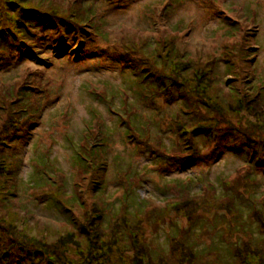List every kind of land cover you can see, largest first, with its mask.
Returning a JSON list of instances; mask_svg holds the SVG:
<instances>
[{
    "label": "rangeland",
    "instance_id": "rangeland-1",
    "mask_svg": "<svg viewBox=\"0 0 264 264\" xmlns=\"http://www.w3.org/2000/svg\"><path fill=\"white\" fill-rule=\"evenodd\" d=\"M62 1L0 0V38L17 34L11 6L64 18L72 0ZM76 2L92 6L103 22L85 29L89 40L80 49H87L78 59H60L43 45L51 43L46 35L37 45L17 36L16 48L0 40L9 49L0 61V132L12 134L13 112L31 119L20 125L16 147L0 140V157L15 168L8 177V165H0V264H65L68 255L70 264H91L89 250L86 259L77 255L91 249L88 238L111 248L113 264L117 250L131 256L140 242L153 261L162 257L153 264H185L171 252L176 237L193 249L195 264H234L233 249L243 241L264 251V0ZM167 45L178 52L175 60L183 55L192 65L156 66L151 49ZM147 60L156 67L153 79L195 78L197 68L210 99L218 96L213 112L194 105L196 121L184 126L173 94L136 97L134 73L150 72L141 67ZM100 82L115 98L92 91L103 92ZM243 93L244 113L234 105ZM132 114L139 131L153 121L142 136L135 129L127 138L120 126ZM193 128L209 134L192 138ZM84 143L88 152L77 156L93 159L88 171L76 169L75 150Z\"/></svg>",
    "mask_w": 264,
    "mask_h": 264
},
{
    "label": "trees",
    "instance_id": "trees-1",
    "mask_svg": "<svg viewBox=\"0 0 264 264\" xmlns=\"http://www.w3.org/2000/svg\"><path fill=\"white\" fill-rule=\"evenodd\" d=\"M45 1L54 2V0H45ZM65 4L67 5L66 9L69 10V15L64 16V18L57 16L51 10H48L49 11L48 12L45 8H44V10H42L43 12L37 11L35 13H31L28 10H24V9L22 10L21 7L17 8V6H14V7L11 6L10 7L11 13H13V15H17L15 18L16 23H14V25L17 24V28H16L17 34H16V36H14L12 34V31H11L8 34L3 35L2 39L0 38V40L2 41V43H4L5 47L8 45V47L11 48L15 45L14 47L16 48L19 46V40H18L17 36H19L21 39L27 40L30 45H37L38 41H41L42 39H44V37L47 36V38L51 41V43L47 42L45 40V43L43 45L50 47L51 52L55 53V55H58L60 57V59H64L67 62H69V60H73L74 57H76V59H78L77 57L79 55L81 56V52H84L87 49L84 47H82V49H80L82 45H85L83 43H85L86 41L89 40L86 37L85 29L89 30V28L93 27V24L95 26H97V25L102 26L103 22L100 21V15L97 12L92 11V6H90V5H85V6L84 5L83 6L77 5L78 3L76 2V0H72V2H66ZM41 15L43 17H47L49 19L42 18ZM46 24H49L50 26H52V28L49 29V31H50L49 33H47L45 31V30H47ZM0 27H1V24H0ZM52 36H54L53 41H52ZM85 37H86V39H85ZM5 38H6V40H5ZM27 41H26V43H27ZM1 45L2 44H0V61L7 58V54H8L7 51L9 50L8 48H3ZM20 46H21V44H20ZM151 47L152 46H148V48H151ZM164 48L166 50L165 53L166 52H168V53L164 56L163 59H161V57H159L160 56L159 53H162ZM151 50L153 52L149 53L148 56L154 60L153 62H154V64H156V66H157V64H159V66H161L163 69H166L167 66H169V65H170V68H174V66H176L178 69H180L181 67H183V69H186L191 64V63H188L187 60H184L186 58H184L183 55L181 57H179L178 59H176L177 60V62H176L175 57L177 56L178 52L176 50H172L171 45H169V46L168 45L167 46H157ZM178 62H180V63H178ZM154 64L152 62H149V60H147V62L144 63L143 65H141V67L149 69L150 72H148V70H146V69L140 68V70L138 72L134 73V77H135L134 79L136 81V84H134L132 86V89L135 92L136 97L139 98V96H142L144 101H147L148 99L152 100L154 97L158 98V94L160 92H162V96H166V97H169V94H173L171 97H173L174 100H180L181 101L180 102V104H181L180 115L177 114V116L180 118L179 121H182V123H185L184 126L190 124L189 123L190 121H193V122L196 121V118H197L196 113H193V108L195 107L194 105L198 106V110L200 109L199 107L201 106L203 109L208 108L209 113L213 112L210 110L211 108H209L214 103V101L212 102L211 99H215L216 97L218 98V96L210 99V97L207 94V85H204V86L202 85V81L199 78V77H202V74H197V72H198L197 68L193 72V74L195 75V78L190 77L191 76L190 75L183 80H181V78L179 76H173L174 79L171 77L172 80H170L169 78H166V77H163L161 79L160 78L159 79H153L150 74L152 73V69L156 68ZM187 64H188V66H187ZM151 65H152V67H150ZM202 73H204V71H202ZM196 77H198L199 80L194 81V79H196ZM175 79H179L180 81L177 82ZM182 82L184 83L183 85H182ZM186 85H188L190 87V89L184 88ZM99 86L101 87V90L103 92L99 93L97 88H94L92 91L94 93H98L99 95H101L102 99H105L107 97V96H104L105 93H107V92H108V95L110 96L109 98H115V96H113V94L110 92V90L113 91L111 87L109 90L108 87H106L103 82H100ZM132 89H131V91H132ZM140 89L142 90V93H143L142 95H141ZM145 93H147V95H145ZM196 95H198V96H196ZM245 97H246V95L244 93L240 94L239 98L236 100L237 102L234 104V105H237L236 109L238 107L241 108L239 111L242 113H244V111L246 110L243 108V106H244L243 103H244V100L246 99ZM121 98H122L121 99L122 104L124 105L127 102L126 96L124 98L123 97H121ZM100 99H101V97H100ZM112 103H113V100L111 101V104ZM30 107H31V105H30ZM230 109L233 110V105L231 106ZM21 112L26 113V111H24L23 109L21 110ZM13 115L16 116L17 118H21L23 116H26L27 118L20 121V120L15 119ZM13 115H11L9 117L8 126L12 125V127L15 129L13 130L12 134H9L8 133L9 131H7L5 128L4 131L0 132V140H2L3 143H10V145H12V147H16L17 146L16 142L18 140H20V138H21L20 133H21V131H23L25 129V127H22L20 129H19V127H20V125L25 124L24 122H27L30 119L29 118L30 115L20 114L18 112H13ZM134 116H136V115L132 114L131 116H127L128 118H132V119L122 120V122H121L120 127L122 128L124 135L127 138L130 137L131 130H135V129L138 130L136 125L138 124L139 121L137 123L134 122V124H135L134 127L131 126L132 122L134 121L133 120ZM92 117L94 118V121H93V125H94L95 121L97 120L96 117L94 116V113L92 114ZM193 117H195V118L193 119ZM154 119H155V117H154ZM176 119H177V117H176ZM150 121L152 122L153 120L152 119L146 120L144 123H142L144 125V128L140 129V131L138 130L140 132V136H142L143 132L145 130H147V128H149V124L151 123ZM196 129L197 128H193L192 131L189 130V132H192V134H193L192 138H195V137L203 138V137H206V135L208 136V134H209V132L205 133V131L204 132H202V131L198 132ZM209 129H210V127L207 126V130H209ZM90 132L91 131H88V133H90ZM157 137L159 138V136H157ZM218 145H219V142H218ZM216 147H219V146H216ZM88 149H89V147L86 146V143H84V144H80L79 148L77 150H75L76 158L78 159V160L76 159L77 160L76 169L78 167L81 171H85V170L88 171L89 170V167L91 166L93 159H90L89 162H87L84 160H80L77 156V153H79V152L84 153V151L88 152ZM250 150H251L250 152H255L253 147H251ZM102 158L104 160V157H102ZM252 159H253V157H252ZM6 161H7L6 159H3L2 157H0V165L1 166L8 165L7 170H8L9 174H7V176L12 177L15 175L14 174L15 168L13 167V164L6 162ZM9 165H11V166H9ZM5 175H6V172L4 170H0V178L4 177ZM221 184H223V183L221 182ZM40 199H42V198H40ZM223 201L227 202V201H229V198L227 197ZM179 203L180 202L176 203V205H178L177 210H178V212H182L181 210H183V209L180 208L181 206ZM229 207L234 208L232 205V202H230ZM173 208L175 209L174 206H173ZM256 212H257V209L253 206L251 216L254 219L256 218V216H255ZM259 213H260V217L264 220V211L261 210V211H259ZM260 217H259L258 223H259V228L261 230H259V232L263 233L262 232L263 228L261 225L262 222L260 221V219H261ZM99 223H100V217H99ZM133 225H134L133 227L137 226L136 223H134ZM179 239H178V237L171 238V241H172L170 244L171 252H173L174 250H178L181 253V257H179V261H182L185 264H195L197 257L195 255V253L193 252V249H191L189 246L185 245ZM123 240H124V238H123ZM88 241H89L88 245H90L91 249L88 248L89 246L88 247L86 246L85 252L79 250V253L77 254L78 256L84 257V259H86V257H87L86 252H87V250H89L88 257L91 258V260H92L91 264H113L112 263V258H113L112 256L113 255L110 251L111 250L110 247H107V250L105 251L103 249L105 246H100L98 244V239L88 238ZM263 241H264V239H263ZM38 244L40 245V242H38ZM242 244H244V245L241 247L236 245V247L233 249L232 257L234 258V264H264V251L262 249H260L259 247L253 246V244H251L250 241L249 242L243 241ZM77 247H79V246H77ZM122 248L125 249L124 244H123ZM130 248L136 249L137 251L131 252V256H127L126 254L121 253L122 250H119V251L117 250V252H116V255H117L116 259L117 260H115L114 262L116 264H148V263L153 264L155 262L157 263V262L163 261L161 256H154L157 258H156V261H153L155 259V258L152 259V253L153 252L149 251L147 246L143 242H140V247L136 243V244H133ZM79 249H80V247H79ZM64 253H66V252L64 251ZM75 253H76V251H75ZM125 256H127V257H125ZM68 258H69V255L67 257L66 256L64 257L65 264H70L68 261ZM137 258H139V259H137ZM7 260L8 259H4L2 262H6ZM185 260H188V262H186ZM93 261H94V263H93ZM48 264H54V263L52 262V263H48Z\"/></svg>",
    "mask_w": 264,
    "mask_h": 264
}]
</instances>
